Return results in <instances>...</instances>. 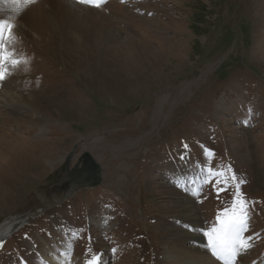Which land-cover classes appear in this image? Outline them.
<instances>
[{
  "label": "rangeland",
  "instance_id": "obj_1",
  "mask_svg": "<svg viewBox=\"0 0 264 264\" xmlns=\"http://www.w3.org/2000/svg\"><path fill=\"white\" fill-rule=\"evenodd\" d=\"M80 5L103 11L113 36L62 42L61 29L46 47L13 27L6 40L20 63L0 81V224L30 218L0 244V264H47L66 250L67 264L93 254L99 264H167L186 227L180 199L189 180L202 185L193 213L204 231L219 226L217 214L230 209L243 181L244 236L253 239L235 264L260 259L264 0ZM7 136L47 143H32L21 168L14 164L23 155ZM76 144L72 165L89 151L102 166V185L45 208L38 187ZM209 169L228 183L217 184Z\"/></svg>",
  "mask_w": 264,
  "mask_h": 264
},
{
  "label": "bare ground",
  "instance_id": "obj_2",
  "mask_svg": "<svg viewBox=\"0 0 264 264\" xmlns=\"http://www.w3.org/2000/svg\"><path fill=\"white\" fill-rule=\"evenodd\" d=\"M81 6L83 5L75 4L73 0H35L31 4L15 6L20 9V11H15L11 0H0V20H7L15 27V30H24L29 36L46 47H48L51 38L53 39L52 35L56 31L60 32L61 29L62 42H67L66 39H69L70 42H83L84 40L104 42L113 36L111 28L104 22L105 14L103 11L95 8H81ZM31 100L35 101L37 99L31 98ZM9 138L16 141L12 147L13 151L20 152L23 155V160L16 162L14 165L22 168L26 161L24 158L27 159L30 156L28 148L38 142H29L26 139L23 141L17 136ZM44 143L47 142H41L36 146L41 145L43 148L46 145L42 146ZM50 159H52L51 162L56 161L58 156ZM185 180H187V177H184ZM201 186L200 181L195 184L190 180L186 182V192L180 199V209L182 208L185 211L181 216L182 224L184 227H190L187 229H185L186 227L179 228L181 232L177 236L179 241L174 244L175 250L171 249L168 252L167 264H223L206 247L208 241L201 231L204 230L203 224L200 218L193 213L196 201L193 199ZM103 219L107 220L105 216H103ZM25 225L26 219L21 220L20 217L6 219L0 227V241L9 238ZM191 229H195V231ZM188 242L192 245L187 246ZM66 252L67 250L62 251V255H58L54 251L47 259L51 264H67L65 257H63ZM49 261H47V264H50ZM247 264H264V255L260 259Z\"/></svg>",
  "mask_w": 264,
  "mask_h": 264
},
{
  "label": "snow or ice",
  "instance_id": "obj_3",
  "mask_svg": "<svg viewBox=\"0 0 264 264\" xmlns=\"http://www.w3.org/2000/svg\"><path fill=\"white\" fill-rule=\"evenodd\" d=\"M34 2L35 0H11L15 11H20L15 6ZM77 2L99 8L105 3V0H77ZM13 27L7 20H0V81L5 80L11 74L9 71L10 66H16L20 63V60L14 58V52L9 49L8 43H6V40L10 42L13 39ZM24 63H27V60H24ZM221 175H224V173L214 172L212 169L208 170V177H216L217 184H227L228 179L223 181L219 179ZM230 179L235 180V175L233 174ZM241 183L243 181H238L235 185L236 191L233 193V203L230 209L226 208L222 213L217 214L216 220L219 221V226H213L207 231L201 230L208 241L206 247L223 264H235L237 256L252 246L250 241L253 236H244V233L248 230L250 213L249 202L240 191ZM191 230L195 231V229ZM0 244H2V241H0ZM99 261V255L93 254L85 264H99Z\"/></svg>",
  "mask_w": 264,
  "mask_h": 264
},
{
  "label": "water",
  "instance_id": "obj_4",
  "mask_svg": "<svg viewBox=\"0 0 264 264\" xmlns=\"http://www.w3.org/2000/svg\"><path fill=\"white\" fill-rule=\"evenodd\" d=\"M77 147L74 145L62 164L50 172L38 187L37 192L46 208L60 205L83 188L102 184V166L89 151L81 153L71 167Z\"/></svg>",
  "mask_w": 264,
  "mask_h": 264
}]
</instances>
